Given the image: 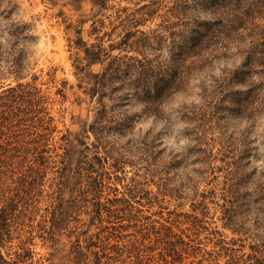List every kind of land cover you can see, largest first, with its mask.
Returning <instances> with one entry per match:
<instances>
[{"label": "trees", "instance_id": "trees-1", "mask_svg": "<svg viewBox=\"0 0 264 264\" xmlns=\"http://www.w3.org/2000/svg\"><path fill=\"white\" fill-rule=\"evenodd\" d=\"M43 1L55 5L57 0ZM62 1L63 6L76 11L86 2ZM88 1L98 11L112 8L109 0ZM123 1L133 4L134 9L126 16L128 28L116 44L104 48L100 42L88 44L84 41L83 19L78 20L77 27L73 29L76 38L69 43V50L74 51L73 74L78 80V88L91 102L95 98L97 106L91 124L83 122L78 132L69 129L61 132L53 125L47 98L35 85L38 77L32 74L30 81L22 80L30 74L34 65L31 57L36 37L32 28L12 18L14 4L11 0H3L2 3L0 0V76L13 79V83L6 85L2 82L0 88V264H29L26 261L31 258L32 250L24 247L33 238L34 226L30 217L38 211L40 201L35 197L43 192L49 172L52 173L54 203L51 211L49 207L47 209L48 222L44 220L43 224L37 225L38 230L44 233L40 235L42 245L49 244L51 249L47 264H124L127 263L123 257L125 252L134 256L131 264H201L202 260L184 261V255L192 258L197 254L194 256L195 252H188L185 240H176L179 234L173 230L174 223H170L169 217L173 214L170 212L168 226L163 224L165 233L159 259L143 254L141 246L150 233L142 235L141 242L135 239L120 248L113 246L111 240L118 238L115 232L125 227L123 222L134 225L140 222V211L133 205L135 199H144L150 207L154 206L153 199L142 196V191L147 192L144 189L138 190L135 188L137 185L126 182L128 187L124 193L114 182L120 181L116 173L124 164L122 157H133L147 172L153 171L154 166V172L160 178L157 181L161 190L159 195L165 196L168 192L167 196L174 200L181 199L183 195L182 198H192L193 201L201 197L198 204L192 203L191 206L193 212L201 208L203 216L204 210L208 209L205 200L216 197V193L211 190L207 196L204 189L198 193L202 184H209L207 178L213 169L211 151L204 147L206 142L198 109L203 106V101L213 107L222 105L229 94L230 104L233 105L230 106L231 116L250 127L261 125L263 130L256 147L243 140L233 146L234 154L239 152L240 157L249 156L255 151L253 157L261 158L263 165L259 169L253 167L248 175L237 171L231 179L226 178L223 204L210 202L220 208L223 226L237 233L245 219L241 215L245 210L240 209L237 203L241 195L236 191L239 184L249 179L251 185L243 193L244 206L247 204L244 197H251L253 202L264 200V184L261 183L264 181V0ZM169 3L171 5H167ZM161 7H166L163 28L181 29L177 33L181 43H184L174 56L176 60L168 71L170 74L160 75V68L145 56L141 59L132 56L111 58L112 50L132 43H142L140 47L147 50L145 46L149 47L148 43H153L154 37L149 32L139 31L138 27L151 19ZM128 11L127 8L116 9L115 19L123 21L122 14ZM103 24L98 19L92 21L88 37L99 33ZM67 28H73L72 24ZM170 34L172 37L174 31ZM133 37L136 39L130 41ZM156 37L160 40L162 36ZM227 56L236 61V65L221 80L211 79L212 84L207 86L201 75L208 74L211 78L212 66L219 64L218 59ZM94 65H100L101 70L93 72L91 67ZM106 97L112 103L110 106L103 102ZM172 97L182 99V107L173 112L177 122L165 120L161 131L174 135L176 140L183 138L182 151L178 155L153 154L149 150L155 140L153 131L142 132L140 127H135L137 115L121 111V108L133 99L139 103L142 114L152 118L158 108L160 112L166 108L167 100ZM186 99L190 103L184 105ZM200 100L203 101L198 103ZM54 133H59L55 141ZM89 134L94 136L93 142L87 141ZM121 140L128 144V150L125 154L119 150L117 157H112L110 151L116 150L114 145ZM171 171H176L178 187L170 183ZM132 180L135 178L132 177ZM154 198L158 201V196ZM180 216L189 218L193 215L177 214L173 221L178 223ZM193 220L199 219L195 216ZM25 221L30 222V229L26 231L27 238L22 240L20 237L23 234L16 232L14 236L13 232L16 226L25 225ZM192 224L191 229L195 231V223ZM151 230L154 234L159 231L154 226ZM218 233L215 231V234ZM183 236L182 230L180 237ZM64 237L72 239L67 251L61 243ZM15 238L19 240L22 252H17L12 259L3 250L10 249L9 244ZM219 243L224 241L221 239L215 244L218 250L225 252V264H264V258L256 254L260 252L257 247L252 248L255 253L247 255V263H240ZM221 256L217 255L206 264H219Z\"/></svg>", "mask_w": 264, "mask_h": 264}, {"label": "rangeland", "instance_id": "rangeland-1", "mask_svg": "<svg viewBox=\"0 0 264 264\" xmlns=\"http://www.w3.org/2000/svg\"><path fill=\"white\" fill-rule=\"evenodd\" d=\"M3 0H1L2 3ZM165 3L172 0H163ZM14 5L12 10V18L15 21L28 24L32 29L33 35L36 37L32 48V62L34 63L30 74L27 75L23 81H30L32 74L36 75L38 78L35 81V85L42 90V95L47 99V108L50 115L53 117V125L56 129L64 132L69 129L73 132H78L80 130L81 124L83 122L88 125L94 120V109L96 108V99L94 98L91 102L89 97L83 94L82 90L78 88V80L73 74L72 60L74 57V51L69 50V43L71 40L76 38L74 33V28L77 27V21L83 19L85 23L82 27V39L89 43H102L104 48H108L110 44H116L122 37L124 30L127 29L128 19L126 16L129 15L134 9L133 4H128L123 0H109V5L112 6L111 9L104 11H98L96 8H92L90 2L86 0L81 5L80 10H72L69 6H63L62 0H57L55 5H51L49 2L43 0H11ZM171 5V3L167 4ZM127 8L129 11L122 14V20L115 19V10ZM165 8H162L155 13V15L144 22V25L139 26L138 30L149 32L150 36L154 37L153 43H148L146 49L143 50L141 46L142 43L134 44L129 46H121L118 49H114L110 52V57H136L141 59L142 56L148 57L153 64L157 65L159 69V74L167 76L170 74L168 71L175 62V54L180 50L181 37L178 35L179 29L170 28L164 29L163 26L166 24L164 21ZM95 19L104 22L100 32L96 35L88 37V31L90 28V23ZM171 21H173L171 19ZM69 24H72L73 28H67ZM171 31L174 34L171 37ZM138 33L136 34V36ZM160 40H158V37ZM136 37L131 38L130 41H134ZM144 44V43H143ZM146 45V44H145ZM206 52L203 53L205 55ZM228 55V54H227ZM206 58L207 56H203ZM109 60V59H108ZM105 62V64L108 62ZM219 64L212 66L211 78L208 74L201 75L202 80L206 85L212 84L210 80H221V77L226 73H230V69L236 65V61H231L230 56L221 57ZM93 72H98L101 70L100 65H94L91 67ZM7 76H0V88L2 82L6 85L13 81L12 78H5ZM65 82V83H63ZM13 83V82H12ZM62 90V92H58ZM1 91V89H0ZM229 94V93H228ZM203 101V100H202ZM201 100L198 103L202 102ZM103 102L110 106L112 103L108 101L107 97L103 99ZM167 106L164 107L162 112L158 108L155 117L145 116L140 110L139 103L130 99L127 104L121 108V111H126L128 113H135L137 117L135 118V127H140L142 132L147 130L153 131L155 140L151 143L152 153H158V155L166 156L168 153L172 155H178L182 151L183 138L176 140L174 135H168L161 131L162 123L165 120H171L172 123H176L175 114L173 113L175 109L182 107V99L169 98L167 100ZM195 102H197L195 100ZM190 101L186 99L185 104H189ZM197 103V104H198ZM218 103V102H216ZM230 94L229 97L223 101L222 105L207 104V101H203L198 111H200L202 119V127L204 130V139L206 142L207 149L211 151L212 157V171L208 175V185L202 184L199 187L198 193L203 191L207 192L206 195L209 196L208 191L214 190L216 197H210L205 200L207 201V210H204L203 216L201 215V208L196 212H193L192 203L195 205L200 202L201 197H197V201L191 200L192 198H182L176 199L167 196H161L158 193L161 191L157 185L158 178L157 172H154L155 168L153 166V171H145L142 168V164L134 159L133 157L127 156L122 157V163L120 172L116 175L120 178V181L114 182L116 187L120 192H126L127 184L137 185L135 188L142 190V196L148 197V199H153V205L146 204L144 199L134 200L133 205L139 209L140 213L138 215L141 217L140 222L137 225L127 223L126 221L122 223L125 227H120L115 232L118 238L112 239L111 244L113 246L121 247L127 244L128 241H133L139 239L141 242L142 235L150 233L149 238L143 241L142 251L143 254L154 255L156 259H159V253L163 248L162 236L165 233L163 224L168 226V212L173 213L170 215V223H174L172 226L176 235V240H185L188 247V252L194 253V256L190 258L184 255V261L190 260H202L201 264H206L208 260H214L217 255H222L218 262L219 264H225L226 257H224V251L218 250L219 247L215 244L221 239L224 243H219V245H224L230 255H234L235 260H240V263L246 261L247 255L255 253L252 248L257 247L260 252L256 254L258 257L264 258V200L260 199L255 202L252 201L250 197H244L246 206L243 205V193L245 189L250 188L249 179L246 182H241L236 188V191L241 195L238 198V205L243 209L244 213L241 214L245 217L243 220V225L239 228V232H232L231 229L224 227L222 220V214L220 208H217L212 202L214 201L219 205L223 204L222 193L224 183L226 178L231 179L234 177L237 171H242L247 175L251 172L253 167L257 169L262 167L263 161L261 158H254L253 155L255 151H252L249 156H241L237 152L234 154L235 150L233 146H236L240 141H245L250 143L251 147H256L262 130L261 125H255L250 127L246 122L236 121L230 112ZM214 104V103H213ZM178 127V126H177ZM59 134V133H58ZM57 133L53 134L54 141L57 139ZM53 141V142H54ZM88 142L94 141V136L89 134ZM125 141L121 140L114 145L116 148L111 150L112 157H117V151H121L125 154V150H128V144H124ZM237 142V143H236ZM110 144L108 145V147ZM176 171L169 172L170 183L178 187L177 179L175 178ZM230 174L229 176L227 174ZM138 174V175H136ZM113 176V174H112ZM132 177L135 180L130 181ZM121 178L123 180H121ZM238 181V177L234 180ZM127 182V184H126ZM231 182V181H230ZM251 182V181H250ZM52 183V173L49 172L46 176V181L42 187V193H38L35 197L40 203L37 204L38 211L36 214L31 216L32 223L34 226L32 235L33 238L30 243H26L24 249L29 248L32 250L31 258L26 261L29 264H47L48 253L51 252L49 244L42 245L40 235H43L41 231L38 230L37 225L43 224L45 220L47 223L49 213L47 209L51 211L52 205L54 203V190L51 188ZM264 184V181L261 182ZM231 184V183H230ZM126 186V187H124ZM264 186V185H263ZM122 194V193H121ZM158 196V201L154 198ZM138 202V203H137ZM157 202V204H155ZM193 215L187 218L186 216H180L178 218V223L174 220V215ZM197 216L199 220H193V217ZM237 214H235V217ZM195 223V231L191 228ZM29 221H25V225L16 226L14 236L16 232L23 234L20 237L25 240L28 236L27 230L30 229L28 226ZM154 226L155 230H159L154 234L151 227ZM20 228L21 231L19 230ZM183 230L184 236H181ZM194 231V232H193ZM218 231V234H215ZM193 232V233H192ZM188 235V236H186ZM70 238H62L61 243L65 246L66 251L69 248ZM10 249L5 248L3 250L9 258H14L17 252H22L19 249V240L13 239L9 244ZM111 249V248H110ZM115 249V248H112ZM126 258L127 263L131 264L134 261V256L131 253L125 252L123 255ZM148 257V255H147ZM219 257V256H218ZM217 257V258H218ZM161 262V261H160ZM52 264H55L52 263ZM112 264H120L118 262H113Z\"/></svg>", "mask_w": 264, "mask_h": 264}]
</instances>
